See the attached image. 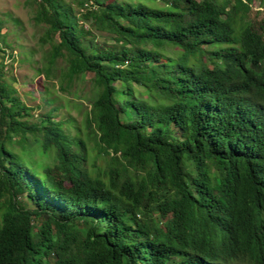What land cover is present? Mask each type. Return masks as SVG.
<instances>
[{"label":"trees","instance_id":"obj_1","mask_svg":"<svg viewBox=\"0 0 264 264\" xmlns=\"http://www.w3.org/2000/svg\"><path fill=\"white\" fill-rule=\"evenodd\" d=\"M258 1L34 0L38 73L95 90L75 134L31 123L0 46V264H264Z\"/></svg>","mask_w":264,"mask_h":264},{"label":"rangeland","instance_id":"obj_2","mask_svg":"<svg viewBox=\"0 0 264 264\" xmlns=\"http://www.w3.org/2000/svg\"><path fill=\"white\" fill-rule=\"evenodd\" d=\"M263 9L258 1L255 10L260 12L259 18ZM94 34L99 43L108 46L114 44L109 35L100 32ZM53 42L56 43L57 39L48 41L47 26L39 20L38 5L34 0H0V46L12 54L11 58L5 59L4 72L7 82L17 90L20 100L32 109L28 121L41 122L42 116L57 106L60 108L54 113V122L62 121L63 130L75 134L76 129L70 123L82 128L84 113L74 107V102L82 105V111L89 109L86 98L93 95L95 84L93 76L86 74L75 80L66 92L60 91L61 72L66 66L62 59L57 60L50 78L38 73L41 61L44 62L52 53ZM47 92L54 94L50 96L56 99L52 104L46 102L49 99ZM106 163L103 156L96 165L104 168ZM24 203L27 204L26 201Z\"/></svg>","mask_w":264,"mask_h":264}]
</instances>
